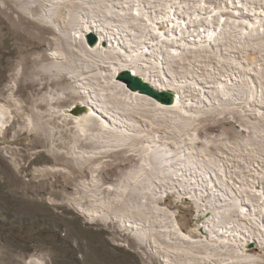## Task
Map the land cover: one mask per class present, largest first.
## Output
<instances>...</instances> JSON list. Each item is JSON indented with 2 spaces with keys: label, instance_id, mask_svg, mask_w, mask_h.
Segmentation results:
<instances>
[{
  "label": "bare ground",
  "instance_id": "bare-ground-1",
  "mask_svg": "<svg viewBox=\"0 0 264 264\" xmlns=\"http://www.w3.org/2000/svg\"><path fill=\"white\" fill-rule=\"evenodd\" d=\"M47 1L49 4L44 0H24L19 8L33 14L35 11L31 10V6L39 5L34 14L37 20L53 23L57 32H61L63 38L59 40L63 50L59 47L56 55L62 62L53 65L52 70L75 77L78 85H82L79 79H83L87 84L81 91L93 92V105L112 123L98 116L86 103V99L90 100L89 96L79 100L85 105L84 109L76 111L73 108L78 117L64 115L63 99L68 92L78 94L77 85L66 89L48 88L45 95L33 102L35 106L25 121L26 127L41 132L51 150L65 151L67 157L64 158L77 165L89 161L96 153L112 148L128 147L140 154L139 166L133 173H128L126 183L122 189L119 188L122 192L116 202L120 207L114 211L122 225L125 221L136 228L134 237L137 243L132 242L133 247L140 248L148 240L153 241L166 253V256H160L167 264H254L256 256L248 254L247 246L252 238L250 231L259 228L264 216V167L258 161L254 164L249 162L241 168L239 185L225 171L221 161L205 153L199 160L194 159L185 150V141L204 112L217 111L222 115L239 110L256 115L252 125L255 136L251 144H259L264 150V119L261 117L262 110L256 106V87L248 76L250 71H256L264 92V0H244L243 3L238 0V5L232 0ZM59 8H62L63 16L59 19L63 21L65 32L60 31L52 19ZM85 10L104 19L116 18L118 27L121 26L131 36L124 34L123 41L119 33H113L109 35L110 47H103V38L98 45L90 47L84 33L90 31L82 15ZM76 37H79L78 43ZM70 41L77 47L72 46ZM74 48L80 56L73 54ZM125 48L130 51L129 55ZM249 50L260 58L252 56L249 69L245 72L232 53L245 55ZM164 55L174 80L177 74L171 71L173 66H179L181 76L186 73L192 76L191 63H204L207 71L202 80L206 85L215 87L208 90L210 96L195 80L189 86L182 83L177 86V81L171 83L161 64ZM121 58H126L127 63ZM141 63L145 68L140 67ZM187 63L190 66L185 70ZM101 67L110 68L109 73ZM241 67L246 74L237 78L233 68ZM126 68H131L135 74L161 89H172L176 94L173 105L165 107L147 96L127 91L116 80L119 72ZM186 87L199 89L195 90L197 96H193L194 99L187 95ZM74 102L68 106L70 109ZM36 105H44L45 112ZM10 107L0 102V133L12 120ZM138 121L148 125V128L142 129L143 123ZM68 124L71 125L69 135L54 138L55 131L58 130L59 135V129L66 128ZM174 183L205 210L199 225L205 232L201 237L181 230L176 212L160 204L166 190L160 189L157 184ZM85 187L88 185L85 184ZM195 190H198V196ZM208 191L210 195L206 196ZM87 196L91 200L95 197L90 192ZM98 205L99 202H92L90 213L107 223L110 215H98ZM93 221L95 218H92ZM242 231L248 236H244ZM159 237L169 242L173 237L175 245L163 246Z\"/></svg>",
  "mask_w": 264,
  "mask_h": 264
},
{
  "label": "rangeland",
  "instance_id": "rangeland-1",
  "mask_svg": "<svg viewBox=\"0 0 264 264\" xmlns=\"http://www.w3.org/2000/svg\"><path fill=\"white\" fill-rule=\"evenodd\" d=\"M21 1L24 0H0V102L9 104L12 113L11 122L0 133V260L6 259L8 264H167L160 261L161 253L157 249L130 248L124 236L129 231L120 226L121 223L114 214L120 207L116 202L117 183L126 182L128 173H133L139 166V159L134 151L129 148L128 153L126 147L124 150L93 155L89 161L77 165L64 158L67 157L65 151L51 150L41 132L26 127L25 121L33 113L32 108L35 106L33 102L45 95L48 88L66 89L78 84L77 79L66 72L52 70L53 65L62 62L56 55L59 47L63 50L60 37L34 16L39 5L31 6V10L35 11L33 14H24L19 8ZM44 3L49 4L48 1ZM61 15L63 16L62 8L56 15L55 24L58 26ZM84 19L87 22L88 18ZM105 24L113 25L109 21H105ZM120 29L126 31L121 26ZM100 38L104 40L102 35ZM72 46L76 47L75 44ZM249 51L245 55L232 53L245 72L249 69L252 56L260 58L253 50ZM122 59L124 58H121L122 62L127 63ZM192 63L191 66L188 63L184 65L185 70L191 67L194 72L192 76L187 73L181 76L179 66H173L171 71L177 74L175 80L167 69V61L162 66L171 83L177 81V86L181 83L189 86L195 80L199 86L210 90L207 88L213 85L208 86L202 80L207 71L204 63ZM141 64L140 67L145 68ZM214 66L218 67L215 63ZM242 67L233 68L237 78L245 73ZM109 69L104 71L109 73ZM248 76L256 87V106L262 110L261 117L264 119L262 84L256 71H250ZM159 79L161 80L160 77ZM162 80L165 82L163 78ZM79 82L82 84L77 87L79 93L68 92L63 99L64 115L78 117L73 113V108L82 107L79 100L87 96L90 100L86 101L95 108L92 103L93 92L81 94L83 89L79 86L84 88L87 83L83 79H79ZM185 90L194 99L197 96L195 90L199 89L186 87ZM207 96H210L209 92ZM73 101L74 105L70 109L68 106ZM36 107L45 112L44 105ZM94 111L108 123H112L105 113L96 108ZM225 114L220 115L217 111L204 112L195 122L189 139H186L185 150L196 160L205 153L214 160L221 161L225 171L240 185L241 168L249 162L254 164L255 161L264 167V150L260 149L259 144H251L255 136L252 125L256 121V115L244 114L239 110ZM141 126L142 129L148 128L144 123ZM68 128L71 125L59 129V135L58 130L55 131L54 138H66L70 132ZM235 148L237 152L233 153ZM157 187L166 190V196L160 204L176 212L181 230L201 237L199 225L203 221L201 215L205 210L198 207L190 194L184 193L179 185L177 188L175 183L162 186L157 184ZM178 190L182 193H178ZM89 192L95 196L94 199L87 196ZM195 195L198 196V190H195ZM207 195H210L209 191ZM187 198L193 201H188ZM95 201L99 202L96 206L98 215H110L107 223L90 213L91 203ZM248 209L252 211L250 207ZM92 218L95 221L92 222ZM112 218L119 222H114ZM261 224L259 230L250 231L252 238L247 246L248 254L256 256L254 264H264V243L261 244L264 241V216L261 217ZM242 234L248 236L244 231ZM161 245L169 246L165 243Z\"/></svg>",
  "mask_w": 264,
  "mask_h": 264
},
{
  "label": "water",
  "instance_id": "water-1",
  "mask_svg": "<svg viewBox=\"0 0 264 264\" xmlns=\"http://www.w3.org/2000/svg\"><path fill=\"white\" fill-rule=\"evenodd\" d=\"M47 2V0H44ZM234 4L238 5V0H232ZM240 2H244V0H240ZM239 9L243 10L242 7H238ZM61 8H59L60 10ZM117 10H119L120 8L119 7H116ZM24 13V12H23ZM117 13V11H116ZM25 14V13H24ZM83 17H87L88 20H87V23L89 25V28H90V31L89 32H86L84 31L85 33V37L87 39V43L90 47H95L96 45L99 44L100 42V35H102L104 37V40L101 41L103 47H109L107 46L108 44V38H109V35L110 34H113L115 33L116 31H118L119 33V36L120 38L124 41V34L128 37L131 36V34L129 32H124L122 31L118 25H117V19L116 18H111V17H107L106 19L102 18L101 16H93L91 15L89 12H87V10H85V12L82 14ZM53 22L55 23L56 22V15L53 16ZM105 21H109L111 23H113L112 26H108L105 24ZM45 25H48L49 27H51V29L59 36V37H62L63 36L61 35V32H57V30H55V27L52 25V23L50 22H44ZM59 29L60 31L62 32H65V28L63 26V21H59ZM100 28H102V30H100ZM71 36V35H70ZM73 37V36H72ZM116 37V35H115ZM75 41H79V37H76ZM70 44L72 45H76V43H74L73 41H70ZM119 45L121 47H123V44L121 42H119ZM77 47V46H76ZM125 51L126 52H130L127 48H125ZM72 52L77 55V56H80L79 52L75 49H72ZM249 52H252V51H249ZM123 61H127V59H122ZM162 65H166V61H165V55L163 56V59L161 61ZM192 64L196 65L195 62H193ZM142 66H144L143 64H141ZM104 69H108L107 67H102ZM110 70V69H109ZM116 80L118 83H120L121 85H123L127 91H131V93H137L138 95H143V96H147L149 97L150 99L154 100L155 102L159 103L160 105L162 106H165V107H169L171 105H173L174 103V98H175V92L172 90V89H160L159 87L153 85L150 81H147L145 80L142 76L140 75H137L133 72V70L131 68H126V69H123L119 72V74L117 75L116 77ZM162 80V78H161ZM120 81V82H119ZM80 89H82L80 86H79ZM215 87H208L207 89H214ZM206 95L208 94V91L206 90ZM81 94H85L83 91L81 92ZM88 94H91V91L88 90ZM86 103L88 105L89 102L86 101ZM85 105L80 107L78 106L76 108V111L78 110H82L84 109ZM91 107L95 110V108L91 105ZM227 115V114H225ZM126 149V147H121V148H114V149H110L109 151H105V152H101V153H96L95 155H102V154H107L111 151H115V150H124ZM128 153L130 152L129 148H127L126 150ZM133 151V150H132ZM135 155L136 157H138V161H140V154L138 152H135ZM92 159V158H91ZM126 182H118L117 185H118V194L122 192V190H119V188L121 189L123 187V184H125ZM177 188L178 185H175ZM178 193H182L181 190H178ZM188 201H193L192 199L188 200ZM112 220L114 222H119V221H116L114 218H112ZM132 223V222H131ZM120 226L122 228H124L125 231H129L128 233H125L124 236H125V239L126 241L128 242V245L130 248H133V249H137L135 247H133L131 245L132 242L134 243H137L134 235L132 233H134V231L136 230V228L134 226H132V224H129L128 222H125L124 221V225L120 224ZM201 231V233H205L204 232V229L203 227H200L199 229ZM159 241L161 243H165L166 245H169V246H174L175 244L173 243L174 241V238L173 237H170V242L168 240H165V239H162V238H158ZM148 248L150 247L152 250H159V252L161 253L162 256H166V253L162 250V248L154 245L153 241H147L145 242V244H141L140 245V248ZM175 255V254H174ZM173 260V257L170 256ZM160 261L162 263H166V261L160 257L159 258Z\"/></svg>",
  "mask_w": 264,
  "mask_h": 264
},
{
  "label": "snow or ice",
  "instance_id": "snow-or-ice-1",
  "mask_svg": "<svg viewBox=\"0 0 264 264\" xmlns=\"http://www.w3.org/2000/svg\"><path fill=\"white\" fill-rule=\"evenodd\" d=\"M0 264H8V261L6 259L0 260Z\"/></svg>",
  "mask_w": 264,
  "mask_h": 264
}]
</instances>
